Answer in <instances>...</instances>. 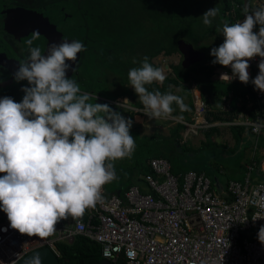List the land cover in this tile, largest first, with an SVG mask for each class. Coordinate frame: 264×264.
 Returning a JSON list of instances; mask_svg holds the SVG:
<instances>
[{
  "label": "clouds",
  "instance_id": "1",
  "mask_svg": "<svg viewBox=\"0 0 264 264\" xmlns=\"http://www.w3.org/2000/svg\"><path fill=\"white\" fill-rule=\"evenodd\" d=\"M242 11V21H225L216 28L223 42L209 55L213 64L230 67L244 84L250 80L249 61L260 57L251 82L264 92V7L250 11L245 6ZM218 12L217 7L206 10L200 16L203 24L212 28ZM39 35L34 31L26 41L29 55L13 74L16 82L27 81L22 99L0 98V211L12 229L43 238L53 235L62 220L82 217L103 202L102 187L117 179L115 161L130 158L136 143L131 119L107 103H90L92 97L67 76L72 69L68 61L77 60L85 50L83 43L53 42L45 55L32 46ZM128 79L149 118L169 117L173 104L187 109L182 97L148 89L166 76L147 56L139 67L129 69ZM26 264H41L40 254Z\"/></svg>",
  "mask_w": 264,
  "mask_h": 264
},
{
  "label": "built area",
  "instance_id": "2",
  "mask_svg": "<svg viewBox=\"0 0 264 264\" xmlns=\"http://www.w3.org/2000/svg\"><path fill=\"white\" fill-rule=\"evenodd\" d=\"M250 5L264 7V0H250ZM260 59L249 61L253 98L246 94L245 102L233 100L232 95L207 100L196 83L189 84L193 105L189 117L161 118L181 127V145L213 128L229 126L256 136L254 149L258 151V139L264 138V92L251 81L259 72ZM213 79L244 84L230 67L218 69ZM138 111L147 116L145 109ZM211 113L235 117L219 121ZM260 154L259 170L264 174V153ZM257 162L254 154L244 180H227L218 190L205 172L173 174L167 159H149L151 173L139 174V185L121 195H107L103 186L102 203L86 209L82 217L62 220L49 237L20 234L0 211V264H17L30 252L46 247L59 259L57 244L69 245L78 237L99 245L101 258L112 264H264V230L260 231L264 227V184L252 181Z\"/></svg>",
  "mask_w": 264,
  "mask_h": 264
},
{
  "label": "trees",
  "instance_id": "3",
  "mask_svg": "<svg viewBox=\"0 0 264 264\" xmlns=\"http://www.w3.org/2000/svg\"><path fill=\"white\" fill-rule=\"evenodd\" d=\"M232 1L238 7H234L230 0H84L81 9L85 13L86 37L80 67L82 74L78 79L79 86L81 83L85 90H96L105 97L133 95L129 90V69L139 67L145 56L154 67H160L153 62L154 59L159 56L169 58L175 54L180 55L177 42L186 40L196 50L205 53V60L187 69L181 66V61L171 64L162 84L154 82L147 86L150 91L159 90L161 93H171L183 98L187 109L182 110L173 104V116L189 117L193 107L189 90L191 83L197 84L202 96L207 100L211 97L217 99L221 95H232L233 100L242 98L244 102L246 94L253 98L251 85L248 83H224L212 79L218 69L226 68L213 64L214 57L209 55L213 47L223 42V37L221 38L216 28L222 26L225 21L220 20L218 15L228 13L226 21L231 24L244 14L242 1ZM213 7H217L219 12L213 21V27L209 28L203 24L200 16ZM254 30L258 31L259 25ZM109 86L116 87L112 95ZM4 96H10L17 102L23 97L18 91L7 92ZM210 116L213 120L219 121H230L235 117L234 114L224 113H211ZM179 129L180 126L172 129L170 138L158 136L143 138L137 133H131L136 143L135 151L130 158L115 161L117 179L104 185L106 193L109 195L113 192L117 194L124 192L138 182L139 174L151 173L148 161L158 157L170 162L173 174L193 170L205 172L211 179L205 168L194 169L196 164L193 161L201 151L211 146L227 148L221 143L211 141L212 136L219 134V131L213 128L206 132L199 148L194 150L189 148L187 143L183 145L179 143ZM229 130L235 146L242 144L243 128L231 127ZM246 135L251 137L250 134ZM251 138L255 139V137ZM235 146L230 149L232 153L236 152ZM258 147L264 148V138L258 139ZM260 163L261 160H258L252 179L264 184V174L259 170ZM217 180L218 178L213 177L212 185ZM57 249L61 264H79L80 261L88 264L101 260L99 245L84 237L76 238L70 245L57 244Z\"/></svg>",
  "mask_w": 264,
  "mask_h": 264
},
{
  "label": "flooded vegetation",
  "instance_id": "4",
  "mask_svg": "<svg viewBox=\"0 0 264 264\" xmlns=\"http://www.w3.org/2000/svg\"><path fill=\"white\" fill-rule=\"evenodd\" d=\"M83 3L84 0H0V98L7 92L18 91L19 95H24L21 88L28 86L27 81L16 82L13 74L18 64L25 61L29 55L26 41L32 38L34 31L38 30L40 35L32 46H39L42 54L46 55L48 46L62 34L65 26L72 33V39L77 40L78 33L81 31L80 22L83 23L85 29V36L82 40L84 45L86 25L85 13L81 9ZM83 52L79 53V59L72 64L73 70L70 69L67 72V76L77 83L82 74L80 67ZM108 88L111 95L116 90L114 86ZM129 90L133 95L105 97L96 90H85L83 84L80 83L81 93H88L92 97L90 103H107L124 118L133 120L141 115L138 110H143L145 107L131 86Z\"/></svg>",
  "mask_w": 264,
  "mask_h": 264
},
{
  "label": "rangeland",
  "instance_id": "5",
  "mask_svg": "<svg viewBox=\"0 0 264 264\" xmlns=\"http://www.w3.org/2000/svg\"><path fill=\"white\" fill-rule=\"evenodd\" d=\"M218 17L222 21L227 20V17L225 16L218 15ZM180 61L181 55L175 54L169 58H163L162 56H159L158 58L154 59L153 62L157 63V65L160 66L159 68L164 70V74L166 76L169 73L168 66L171 64H177ZM176 90L178 91L179 89ZM126 119L132 120V118ZM173 128L174 123H170L165 119H152L145 115H139L132 120L130 134L137 133L139 137L143 138H152L153 136L170 138L171 130ZM229 128V126L218 128L217 130L219 131V134H214L211 138V141L227 146V148L225 147L226 149H224V147L221 148L218 146H211L209 149L201 151V153L198 154L193 161L196 164L194 169H199V167L205 168L206 173H208L211 179L216 177L221 182H224L227 179L241 180L242 177L247 173L246 166L248 165L251 157L256 153V160H261L262 158L260 154V147L257 152L254 149L253 142L255 141L256 136L250 135L253 138L255 137V139H252L246 134H242V137L245 136L242 140L243 143L241 142L242 144L235 146V142ZM178 135L181 137V129H179ZM203 139V135H200L199 138L193 140L189 139L187 142L188 147L194 150L198 149L200 146V141ZM234 146L236 147V152L232 153L230 149H233ZM256 168L257 166L255 169Z\"/></svg>",
  "mask_w": 264,
  "mask_h": 264
},
{
  "label": "water",
  "instance_id": "6",
  "mask_svg": "<svg viewBox=\"0 0 264 264\" xmlns=\"http://www.w3.org/2000/svg\"><path fill=\"white\" fill-rule=\"evenodd\" d=\"M241 1L243 4V7L248 6L250 11L255 10L254 8L251 7L250 0H241ZM41 15H42V13H41ZM79 26H81V31L78 33V39L77 40L82 42V40L85 36V29H84L83 23L79 22ZM72 40H74V39H72V33L69 32V28L68 27L66 28V26L64 27L62 34L60 36H57L54 39L55 43H59L61 41H69L70 42ZM177 48H178V51L181 55V66L184 69L189 68L190 66L194 65L195 63L204 61L206 58V55L204 52L196 50L192 46V44L186 40H179L177 42ZM78 59H79V53H78L77 60ZM68 63L72 65L74 62L68 61ZM36 253L40 254L41 264H61L59 262V260L56 258V256L54 255V253L47 247L46 248H40V249H37L33 252H30L29 254L24 256L21 260H19L17 262V264H26L27 259ZM79 264H83V262L80 261ZM88 264H112V263L108 262L105 259H101L98 262H92V263H88Z\"/></svg>",
  "mask_w": 264,
  "mask_h": 264
},
{
  "label": "crops",
  "instance_id": "7",
  "mask_svg": "<svg viewBox=\"0 0 264 264\" xmlns=\"http://www.w3.org/2000/svg\"><path fill=\"white\" fill-rule=\"evenodd\" d=\"M222 15V14H221ZM222 16H225V17H227L226 15H222ZM221 35V34H220ZM223 36L221 35V38H222ZM212 42H214V40H212ZM212 79H213V77H212ZM191 98V97H190ZM191 103H192V101H191ZM141 105V104H140ZM142 106V105H141ZM193 106V105H192ZM192 109H193V107H192ZM172 115V114H171ZM173 116V115H172ZM174 117H176V116H174ZM176 127V126H175ZM174 127V128H175ZM173 128V129H174ZM204 135V134H203ZM244 137V136H243ZM197 138H199V137H197ZM179 139H180V136H179ZM196 139V138H195ZM260 150H261V152H263L264 153V148H260ZM257 152V151H256ZM256 154V153H255ZM190 171V170H189ZM193 171V170H192ZM197 172V171H196ZM245 176L246 175H244L243 177H242V179L240 180V181H243L244 180V178H245ZM137 180H138V182H136V183H134V184H137V185H139L140 183H139V179L137 178ZM227 180H232V179H227ZM227 180H225L224 182H219V180H217V182H215V187H217V189L218 190H222L221 188H223V186L225 185V183L227 182ZM237 181V180H236ZM252 181H254L253 179H252ZM255 181H257V180H255ZM257 182H259V181H257ZM134 184H132V185H134ZM131 185V186H132ZM127 190V189H126ZM144 192H145V190H144ZM114 193V192H113ZM113 193H110V194H113ZM116 193V192H115ZM123 192H121V193H119L120 195L122 194ZM107 194V193H106ZM117 194V193H116ZM108 195V194H107ZM90 241V240H89Z\"/></svg>",
  "mask_w": 264,
  "mask_h": 264
}]
</instances>
